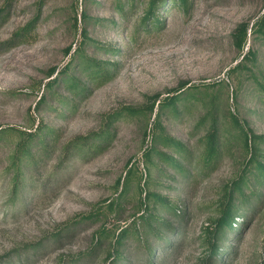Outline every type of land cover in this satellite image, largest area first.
Here are the masks:
<instances>
[{
    "label": "rangeland",
    "instance_id": "374dc122",
    "mask_svg": "<svg viewBox=\"0 0 264 264\" xmlns=\"http://www.w3.org/2000/svg\"><path fill=\"white\" fill-rule=\"evenodd\" d=\"M149 8V0H0V264H117L114 237L125 226L118 247H131L124 256L132 251L140 264L135 227L143 231L150 210L184 228L170 236L164 224L163 239L143 231L155 264H207L221 200L248 157L233 116L264 135V36L254 30L264 0H190L186 9L159 0L160 25L146 19ZM250 51L256 60L237 68ZM90 62L106 74L92 77ZM71 75L84 92L68 90ZM172 95L176 108L163 104ZM210 109L220 154L208 163ZM151 148L187 171L158 151L149 158ZM241 212L217 258L262 264L264 199Z\"/></svg>",
    "mask_w": 264,
    "mask_h": 264
},
{
    "label": "trees",
    "instance_id": "16d2710c",
    "mask_svg": "<svg viewBox=\"0 0 264 264\" xmlns=\"http://www.w3.org/2000/svg\"><path fill=\"white\" fill-rule=\"evenodd\" d=\"M159 0H149L150 8L148 9V12L146 14V19H151L155 22V24L160 25L162 23L161 16L159 14L154 13V8L157 7ZM163 4V3H162ZM166 4V3H165ZM169 4H171V7L174 6H181L183 8H188L190 6V0H169ZM247 24L244 23L241 25L240 30H238V43L242 44L246 40L247 36ZM256 33H258L261 36H264V17L256 23V26L254 28ZM244 60H241L238 63L237 68L245 67L249 68V66L246 64L248 60L254 62L256 60V53L249 52L246 54L243 58ZM100 63L96 62H90L91 65V75L92 77H98V76H104L106 74V70L99 65ZM235 69V68H234ZM93 72V73H92ZM255 76V75H254ZM60 78V77H59ZM58 79H52L48 82L47 86L49 88H53L58 82ZM262 89H264V84L262 82H258ZM66 84L68 85V90L71 91L74 95H77L78 93H82L86 90V86L83 85V81L80 80L79 77H76L75 75H71L68 79H66ZM194 96L195 93H190ZM61 97V96H60ZM176 100L177 96L172 95L170 97H166L163 101L164 105H170L173 108H176ZM43 101V100H42ZM213 107H215V102L213 100H210ZM162 104V105H163ZM211 109L208 111L207 115H211V122H210V130L206 133V139H205V151L203 153V159L206 162H212L214 159H216L220 154V137H219V120L217 119V116L213 113H211ZM233 116V115H232ZM232 128L236 130V133L233 135L235 139H239L242 143L245 149L247 150V162L241 172L238 174L236 178H234L230 184L228 185L227 192L224 194L223 199L221 200V214L219 218L216 221V226L214 229V235H213V241L211 246V251L209 256L207 257L206 261L207 264H224L218 260L217 256L219 255V251L222 248L220 245L221 241H225L228 233L233 229V221L242 213L241 208H247L252 209L254 207H257L259 203L262 202L264 199V192L259 191L258 189L260 186H263L264 188V135H257L253 129L250 131L246 130L244 128L245 126V120H240L238 117L233 116L232 118ZM250 132H252L250 134ZM160 140H162L165 144H173L178 148L179 151H185L184 144L179 141L175 140L171 136L167 135H161ZM88 138H83L81 141H75V144L86 145L88 144L86 141ZM86 141V142H85ZM91 142V141H90ZM46 145V141L44 143ZM23 150L27 151L25 146L23 147ZM154 151H158L161 156L168 160L170 164H172L175 168L180 169L183 172H186L187 169L185 165L180 162L175 156L167 153L166 151L157 149V148H151L148 152V156L150 158L151 153ZM185 153V152H183ZM153 196L155 198H158V200H161L162 203L167 204L168 207L173 206L170 199L166 196H162L160 194L154 193ZM174 213L177 214L176 210H174ZM180 217V220H184L183 215H178ZM142 221L146 224L143 227V231L146 233H149L150 235H154L155 237L159 239L164 238V231L160 229L161 226H165L167 230L170 231V236L176 234V236H180V234H183V227L180 226L175 231L173 229L172 222H169L168 220L164 219H158V215L155 211H148L146 214L142 215ZM153 221H155L157 224L154 225ZM165 224V225H164ZM131 229V226H125L120 227V230L114 237V251L116 253V259L119 261V264H134L135 260L134 258H131V253L127 259V257L124 256L125 250L129 252V249L131 247H123L119 248L118 246L123 245L125 238L129 234ZM135 230L138 234H140L139 237H137V245L136 247L140 250L139 254L144 253V257L140 259V264H155V253L153 251V246L148 238L143 239L142 234L143 231H139L138 228L135 227ZM103 232V231H98ZM104 234V233H103ZM102 234V235H103ZM101 235V236H102ZM61 235H57V238H60ZM182 238V237H180ZM178 244V241L173 242V247L169 249H166L164 253H169L173 250L174 246ZM264 249V246H263ZM230 256V254H229ZM162 260V257L159 259ZM211 260H214L211 262ZM128 262V263H125ZM117 263V264H118ZM264 264V258L263 263Z\"/></svg>",
    "mask_w": 264,
    "mask_h": 264
}]
</instances>
